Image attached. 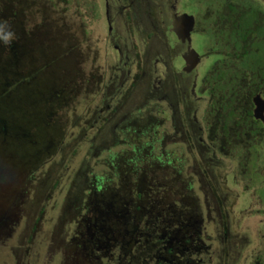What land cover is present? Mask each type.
<instances>
[{"label": "rangeland", "instance_id": "1", "mask_svg": "<svg viewBox=\"0 0 264 264\" xmlns=\"http://www.w3.org/2000/svg\"><path fill=\"white\" fill-rule=\"evenodd\" d=\"M178 1L179 13L193 16L206 26L190 36L192 50L203 58L194 87L195 95L203 100L190 102L196 117L202 120L203 116L206 118L204 109H208L211 99H216L201 91L203 79V88L211 91L213 87V92H219L218 98L232 92L228 76L215 81L210 71L214 63L224 60L218 53L220 44L209 28L215 0ZM221 1L215 3L227 2ZM246 1L257 3L256 0ZM150 2L154 4L157 0H138L134 9L128 10L129 15L136 16L137 21L144 20L141 10ZM171 2L163 0L166 6ZM110 3L113 10L110 9L107 17L112 29L108 33L103 0H0V22H7L16 36L11 43L13 47L10 46L9 60L5 59L6 46H0V64L5 69V75L0 72V81L9 80L3 89L11 98L6 103L19 109L16 114L20 117L21 113L25 124L29 123L25 130L29 131V140L35 146V150L30 147L25 151V165L19 164V171H23L21 178L18 174L12 175L13 169L12 174L0 172V222L5 221L7 225H0V264H70L67 249L71 238H76L85 215V210L76 213V208L86 200L113 201L110 196L118 194L119 182L108 162L111 154H120L118 161L124 166L130 159L126 152L131 147L127 144L143 145L150 135L162 139V145L152 147L151 155L169 162L168 171L180 169V176H166L162 170L155 169L153 173L161 176V182L171 180V184L172 178L178 177L173 183L178 192L176 198L190 204L182 210L195 225L194 229L191 227L195 231L193 235L200 238V245L190 255V264H264V143L245 141L243 149L232 147L230 153L219 151L217 145L210 147L203 131L204 139L199 136L197 125L189 121L191 113L187 122L182 103L175 105L179 98L172 76L160 74L165 63L176 68L182 64L165 43V36L170 39L173 32L165 30L171 27L172 19L163 29L160 25L165 24L154 23L158 27L154 37L157 40L152 42L147 32H142L143 27L137 28V21L128 19L126 22V11L120 10L116 0ZM206 13L210 15L203 19ZM251 16L242 24L249 25ZM114 33L118 35L122 59L110 42L109 35ZM170 43L174 41L170 39ZM256 45L257 50L248 62L259 64L264 60V38ZM146 48L149 51L145 56ZM132 60L136 62L131 63ZM220 68H224L223 63ZM127 70L132 75V87L123 80ZM118 77L128 87L121 94H117ZM172 94L174 102L171 97L166 99ZM112 100L113 107L108 105ZM6 106L2 107L0 101L1 114L8 112ZM198 110L203 112L198 114ZM129 118L139 119L133 125L138 136L120 135L117 131ZM48 119L52 122L45 129ZM9 120L16 122L14 113L4 118V121ZM33 125L44 128L40 127L32 135ZM4 129L6 131L7 127ZM3 134L4 131H0V148L3 149L0 150V170H8L9 165L16 166L10 156L15 150L9 147L11 139L4 138ZM236 142L232 139V145ZM123 151L126 158L121 157ZM142 153V158L147 160L149 151ZM10 160L13 163L8 164ZM146 160L147 167L141 166L138 170L139 184L145 190L148 176L144 177L143 173L149 171ZM97 175L106 181L102 188L94 191L91 181ZM126 176V173L121 176L123 183ZM127 188L125 183L119 194L122 193L125 200H132V193L125 194ZM147 191L143 200L152 202L149 191H153ZM158 191L154 199L166 193ZM167 194L168 199H172V192ZM149 203L146 201V206ZM143 212L133 215L139 221L140 230L148 221L147 214L150 215ZM11 215L14 216L9 218ZM9 229L12 232L5 235ZM108 255L106 252L101 256L99 264H108L111 260ZM185 258L186 255L180 259Z\"/></svg>", "mask_w": 264, "mask_h": 264}, {"label": "trees", "instance_id": "2", "mask_svg": "<svg viewBox=\"0 0 264 264\" xmlns=\"http://www.w3.org/2000/svg\"><path fill=\"white\" fill-rule=\"evenodd\" d=\"M0 44V46H4V48L6 46L5 50L8 52V54L6 55L5 59L9 60L8 57L10 52L12 53L13 44L10 45L12 47L9 46L8 48L7 45L3 44L2 42H0ZM35 45L38 46L39 44L36 43ZM221 63L227 66V60H222ZM0 67L2 68V71L0 72H2L3 76L5 75V69L2 64H0ZM13 73L16 75L18 74L14 71ZM224 74L220 73L217 78H219V80H225L227 76ZM247 78V76L237 75L234 78L228 79L232 92L229 93V88V91H226V93H229L230 95L224 94L223 96L219 97L217 101L216 99H211L210 103L207 105L208 109L206 110L205 119L207 121L206 128L209 138L208 141L210 142L208 145L210 147H215L217 145L219 147V151L230 153L232 147H235L234 149H243L242 144L245 141H252L254 144L255 142H260V139L264 137V126L258 121L252 119L250 109H245L244 117L246 119H242L240 121L237 119L235 125V133L237 136H234V139L237 142L235 143V146L234 144L232 145L231 112L233 109L231 101L234 100L233 95H237L238 89L243 90L241 82H243V79L247 80ZM8 82L9 80L2 82L0 88V101L2 107L7 105L8 100H11L10 96H8L7 93H4L3 90L4 87L8 85ZM220 87L223 88L224 85ZM212 89L211 91L207 89L210 97L212 93L215 95V92H213L215 90L213 87ZM6 107L8 112L3 114L0 113V131H4V138H10L12 141L9 147L14 149L15 153L11 154L10 156L12 159H15L16 163L14 166H16L11 168L12 165H9L8 170L2 169L3 171L0 170V172H9L12 174L11 169H13L14 174L12 175L15 176L18 174L19 178H21L23 171H19V164L25 165L24 161L27 160L24 159L26 153L25 151H27V149L30 147L35 150V146L34 143L32 146V143L29 140V131L25 130V126L29 123L26 122L27 124H25L26 119L21 117V113L20 117L16 114V110L19 109L16 108L15 110L11 103H9V105ZM13 113L16 120L14 124L11 120L4 121L6 115H12ZM138 120L129 118L128 121H125L119 125L120 127L117 131L120 132V135H126L129 133L133 136H138L137 131L133 129V125ZM19 121L23 122L20 123ZM51 122V119L46 121V124H44L45 129L48 128ZM17 126L20 131L17 130ZM4 127H7L6 131ZM40 127L43 126L39 125L38 128L34 127L33 125V127H31V131H33L32 135L34 131L40 129ZM239 134H243L245 136L241 137ZM1 141H3V138ZM144 144H127L129 147H131V149H128L126 152L129 153L128 156L130 159H127L124 166L118 161L120 154H111L108 162L113 167L115 175L118 176L117 180L119 182L117 183L118 194L116 196L114 194L113 196H110L113 201L86 200L84 204H81L78 206V208H76V213H79L80 210H85V215L82 216L83 220L76 231V238H71V246L67 249V254H70V264H79V260H81L80 264L82 262H85L86 264H99L102 261L100 257L104 256L106 252L109 254V259H111L108 264H186L185 259L188 257L191 258L192 253L197 250L198 246L200 245V238L197 237L196 234L193 235L195 231L191 230V227L193 228L195 225L193 221L191 222L190 217H188L186 214L187 212L183 211L186 210L187 206L190 204L189 202L178 200L176 198L178 192L175 186H173V183H175V180H177L178 177H173V183L171 184V180L161 182V176L153 173V170L155 169L157 171L162 170L166 176L169 174L172 176H180V169L172 170V172L169 169L168 171L167 165L170 167L169 162L160 161L151 155L153 152L152 147L155 144L162 145V139H158L157 136L155 137L150 135L148 142H145ZM0 150L3 151L2 148H0ZM143 151H149V156H152V159H148L149 156L147 160L142 158ZM19 153H23V157L20 156ZM48 153L51 154L50 151ZM161 155H164V152L161 153ZM121 157L126 158L124 151L123 156L121 155ZM154 159H156L157 163L161 162L162 164L155 163ZM144 160H146L149 165V171L143 173L144 177L148 176L146 181L147 183H145L147 190H152L155 192L153 193L149 191L151 193L150 200H152V202L149 200H143L144 194L146 195L148 191L143 189L142 185H140L138 181V179L141 178L138 170L141 168V166H146V164H144ZM11 162L13 163L12 160L8 161V164ZM127 162H130V164ZM166 171H168V173ZM123 173L127 174L125 177V183L128 185V188L126 189L127 192L125 194L128 195L132 193L134 197L132 200H125V197L123 198L122 193L119 194L120 188L125 185V183H123L124 180H121ZM165 179L167 180L168 177H165ZM105 181L106 179L101 176H93L91 182L92 188L95 189L94 191H97V188H102ZM162 184H164L165 187H162ZM93 185H95V187ZM187 185H190V182H187ZM158 190L164 191V193H166H160V198L158 197L154 199L153 196L158 195ZM94 191L92 192L94 193ZM169 192H172V199L170 200L173 201L168 199L167 193ZM146 201L150 202L148 206H146ZM174 203H178L180 206L177 207ZM133 207L134 210H132ZM88 211H92V214L89 215ZM137 211L149 212L151 216H154L151 217L148 214L146 216V213L144 214L148 221L145 223L142 230H140L141 227L139 226V221L133 218V215H135ZM155 214L157 216H155ZM12 216L14 215H11L9 218ZM16 221H18V219ZM0 225L5 226V221L3 224L0 222ZM11 232V229H9L5 235ZM134 247L137 248L136 251L133 249ZM183 254L186 255L187 258L180 259L182 256L184 257Z\"/></svg>", "mask_w": 264, "mask_h": 264}, {"label": "flooded vegetation", "instance_id": "3", "mask_svg": "<svg viewBox=\"0 0 264 264\" xmlns=\"http://www.w3.org/2000/svg\"><path fill=\"white\" fill-rule=\"evenodd\" d=\"M139 1L148 2L149 0H139ZM215 1L213 7L214 12L211 17L212 23L210 24L209 28L215 35L216 41L220 44L219 47L220 52L218 53L222 55V58H224V60H227V66L224 65V68L219 69L222 60H219L216 63H214L213 67H211L210 70L211 73H213L212 77L213 78L215 77V81L219 80L217 77L220 73L223 74L225 73L224 75L228 76V78H234L237 75H243L248 77L247 80L243 79V82H241L243 86V90L238 89L237 95H233L234 100L231 101V105L233 109V111L231 112V118H232L231 136L232 139L235 140L234 136H237L235 133L236 130L235 125L237 119L238 121L242 119H246L244 117L245 109L246 110L250 109L252 119L258 121L260 124L264 126V120H262L261 118L256 119L254 117V109L256 108L255 98L259 96L260 99L264 100V60L261 61L259 64L252 61L248 62V59L251 56V54L257 50L256 43L264 38L263 36L264 35V0H256L257 3L247 2L246 0H230L229 2L227 0L226 4L221 3L220 5L218 2L215 3ZM116 2L119 3L120 10L122 12L126 11L127 23H128V19L130 21L135 20L136 16L134 17L129 15L128 10L134 9L138 0H116ZM221 2H223V0ZM178 3H179L178 0H172L171 4L169 5L167 4L166 6L164 5L163 0H157V3L152 4V2H150V4H145V7H143L141 10L142 11L141 14L144 15V20L139 19V21H137L138 18L137 20H135L138 22V24H136L137 28L138 26L140 29L143 27L142 32H147L148 35L147 38L151 37L152 42L156 41L157 39L154 37L156 34L155 31L157 30L158 27L156 26V24L154 25V23L156 22L157 24L159 23L160 24L163 23V25L165 24L163 27L162 25H160L161 26L160 28L162 29L166 27V23L169 22V19H172L174 23L175 18L182 15V13L181 12L179 13L177 10ZM259 5H261L262 7H260ZM103 6H104L103 9L106 13L105 16L107 17L110 9L113 10L110 0H103ZM211 6H213V4H211ZM208 15L210 14L209 13L204 14L203 19H206ZM250 15L252 16L251 18H249L250 20L249 25L242 24L243 21L246 18H248ZM162 16L163 18L161 20ZM191 17L193 19V23L189 31V39L191 34L195 30L206 28V26L202 25L205 22L201 23L199 20L197 22V20L193 16ZM107 24H108V33H110V29H112V25L108 17H107ZM172 24L171 27L165 28V30L169 31V29H171L170 31L172 32ZM200 25H202V27H199ZM262 32L263 35L261 34ZM111 34H112V30H111ZM109 36H110V42H113L112 45L113 48L117 50L118 57L122 59L123 54L118 44V40H117L118 35L114 33L113 35H109ZM170 36H171L170 39L174 41V43L171 44L170 39H166L168 38L167 35L165 36V40H166L165 43L167 46L170 47L169 49L175 55H177L176 60H178L182 64L179 65V68H176V65L175 67H173L170 66L171 63L170 64L165 63L163 66L164 67L163 72H161L160 74L164 75L165 77L172 76L171 80H174V83L176 84L178 98H179L178 101L175 102V105L177 103H182L184 113L186 114L187 122L190 119L188 118V114L191 113V119L189 121H193V123L197 125V128L200 131L199 136H201L202 139H204L202 136V131H203V133L205 134V141H207L206 139L209 140V138L207 134V128H206L207 121L205 119V116H203L202 120H199L196 117L197 115V113H195L196 110H192L191 109L192 106L190 105L191 100H196V101L203 100V97H197L194 91V87L196 85L195 77L198 76V66L201 64L203 58L202 56H199L197 54L198 55L197 61L195 62L193 61L194 62L193 65L191 63L190 64L187 63L185 58L188 56V52L192 50L190 43L188 44L187 38L180 40L174 32H172ZM148 51L149 49L146 48L145 56L148 54ZM134 54L136 56L138 52L135 51ZM126 58L130 60L128 55L126 56ZM135 62L136 60L134 61L132 60L131 63H135ZM131 77L132 75L130 70H127L123 80L125 79V84L129 82L128 87L133 86V84H130ZM116 80H118L119 82V90L117 94H121V92H124L125 90L128 89V87H125L123 85L122 79L118 77ZM203 83H204V79L202 81L201 91L207 92V96H209L210 94L208 90L206 88L205 89L203 88ZM117 94L115 95V97L117 96ZM217 94H219V92H216L215 95H213L212 93L211 95L216 97V101L218 98ZM169 97H171L172 100L174 99L173 94L172 96L171 95L168 96L166 99L169 100ZM117 100L118 99L114 101ZM172 102H174V100ZM113 103L114 102L112 100L108 105L113 107ZM169 104L170 106L173 105L172 103ZM205 111L206 109H204V112ZM197 112L198 114H200L203 111L198 110ZM262 115L264 116V110L262 111ZM239 136L244 137L245 135L239 134ZM199 139L202 140L200 137ZM260 140L261 143H264V141H262L264 140V137ZM185 260H186V264L192 263L191 258L189 257Z\"/></svg>", "mask_w": 264, "mask_h": 264}, {"label": "water", "instance_id": "4", "mask_svg": "<svg viewBox=\"0 0 264 264\" xmlns=\"http://www.w3.org/2000/svg\"><path fill=\"white\" fill-rule=\"evenodd\" d=\"M193 19L191 16L187 14H183L175 18V22L172 25L173 32L177 35L180 40L187 38L188 44L190 43L189 39V31L192 26ZM198 55L191 50L188 52V56L185 58L187 63H193L197 61ZM194 61V62H193ZM189 68V67H188ZM256 108L254 109V117L256 119L261 118L264 120V116L262 115V111L264 110V100L260 99L259 96L255 98Z\"/></svg>", "mask_w": 264, "mask_h": 264}, {"label": "clouds", "instance_id": "5", "mask_svg": "<svg viewBox=\"0 0 264 264\" xmlns=\"http://www.w3.org/2000/svg\"><path fill=\"white\" fill-rule=\"evenodd\" d=\"M15 38V33L11 30L10 25L7 22H0V41L10 46Z\"/></svg>", "mask_w": 264, "mask_h": 264}]
</instances>
